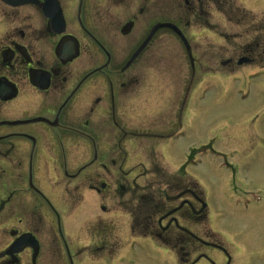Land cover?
Returning <instances> with one entry per match:
<instances>
[{
  "label": "flooded vegetation",
  "instance_id": "obj_1",
  "mask_svg": "<svg viewBox=\"0 0 264 264\" xmlns=\"http://www.w3.org/2000/svg\"><path fill=\"white\" fill-rule=\"evenodd\" d=\"M4 1L0 264H264V155L230 163L213 141L185 144L198 76L219 75L201 68L208 55L218 61L219 18H243L242 9L233 0ZM160 24L174 25L189 53L162 28L131 61ZM167 54L178 82L156 84ZM242 55L222 65L226 75L240 58L262 61L264 46L253 41ZM203 155L216 177L224 172L209 189ZM222 218L232 231L204 228Z\"/></svg>",
  "mask_w": 264,
  "mask_h": 264
},
{
  "label": "rangeland",
  "instance_id": "obj_2",
  "mask_svg": "<svg viewBox=\"0 0 264 264\" xmlns=\"http://www.w3.org/2000/svg\"><path fill=\"white\" fill-rule=\"evenodd\" d=\"M226 1L223 0V2ZM233 3L242 9L241 14L244 17L234 16L229 19L231 22L218 17L221 26L216 37L217 41H215L218 45L216 50L218 61L216 60V62L213 57H210L211 55H208L209 59L202 64L201 68L203 71L210 67L216 68L219 75L212 78L204 74L198 76L202 86L197 99L196 113L192 95L188 98V116L185 123L187 148L199 147L213 141L214 149L221 151L230 163L242 160L248 154L264 155V70L257 68L260 65V67H264V57L254 66L249 64L247 57L240 58L237 61L238 69L234 70V74L231 72L233 75H226L230 71H224L222 68V65L229 63V59L235 61L234 59L240 55L243 56L244 47L253 41L260 46V49L264 46V0H233ZM235 24H239V26ZM203 34L208 35L207 42H214L215 35ZM198 45L200 48H205V45H202L200 41H198ZM175 47H177L175 40H169L168 52L173 51ZM184 47L189 53V47L187 48L185 45ZM195 48L200 49L197 46ZM166 51L164 49L162 53ZM207 52L210 54L208 50ZM165 63L167 67L163 68L162 66V68L169 71L166 73L162 69L157 70L160 65L156 64L154 81L159 84L170 79L177 83L176 77L172 75L174 71L170 73L171 66L169 64L171 63L168 54ZM186 73L188 79L190 77L188 66H186ZM191 109L192 115L189 114ZM206 157L203 155L200 175L202 184L209 189L214 183L216 185L218 177L224 172L218 171V169L216 177L214 170L207 169L209 158ZM237 168L242 174L244 161ZM219 212L221 215L225 213V217H227V210L220 209ZM222 221L223 223H219V226L215 228L212 225L204 226V228L211 231L221 230V227L228 231L233 230L229 228L230 223H227L223 218ZM238 222L243 224V221ZM238 237L242 241L241 235L238 234ZM258 244L260 243H255L252 239L251 250L261 248Z\"/></svg>",
  "mask_w": 264,
  "mask_h": 264
},
{
  "label": "water",
  "instance_id": "obj_3",
  "mask_svg": "<svg viewBox=\"0 0 264 264\" xmlns=\"http://www.w3.org/2000/svg\"><path fill=\"white\" fill-rule=\"evenodd\" d=\"M11 3H12V2H11ZM12 4L16 5V4H19V3L14 2V3H12ZM161 27H162V28H163V27L171 28L172 30L175 31V33H177V34L180 36L179 32H178L173 26H171V25H160V26H156L155 29H154L153 31H156L158 28H161ZM153 31H152V32H153ZM180 37H181V36H180ZM182 41H183L184 45L188 48L187 43H186V41L184 40L183 37H182ZM144 45H145V43H144ZM144 45H143V46H144Z\"/></svg>",
  "mask_w": 264,
  "mask_h": 264
}]
</instances>
